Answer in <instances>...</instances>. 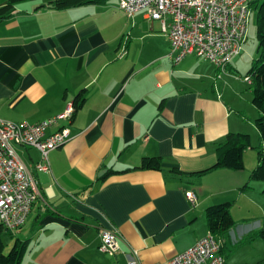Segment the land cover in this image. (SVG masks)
I'll use <instances>...</instances> for the list:
<instances>
[{
  "label": "crops",
  "instance_id": "crops-1",
  "mask_svg": "<svg viewBox=\"0 0 264 264\" xmlns=\"http://www.w3.org/2000/svg\"><path fill=\"white\" fill-rule=\"evenodd\" d=\"M48 1L20 2L0 20V118L34 123L84 101L67 123L72 138L48 153L50 171L35 169L36 148L16 147L40 195L6 249L25 242L19 264H126L131 249L144 264L165 261L208 233L207 206L233 204L248 187V148L243 169L213 168L226 133L258 134V111L250 100L252 122L236 99V56L218 77L194 55L173 61L160 22L143 11ZM144 156L161 168H135ZM105 229L119 237L113 257L98 248Z\"/></svg>",
  "mask_w": 264,
  "mask_h": 264
},
{
  "label": "built area",
  "instance_id": "built-area-1",
  "mask_svg": "<svg viewBox=\"0 0 264 264\" xmlns=\"http://www.w3.org/2000/svg\"><path fill=\"white\" fill-rule=\"evenodd\" d=\"M250 0H118V7L131 17L145 12L160 22L170 41L168 56L175 62L187 55L212 63L217 76L226 72L231 60L240 53L247 35ZM249 81L247 76H244ZM73 103L52 117L29 123L0 118V223L9 232L20 230L40 195L36 180L20 158L17 146L36 148L40 159L37 171H50L48 153L71 138L68 122L74 112ZM49 129H53L48 132ZM185 196L195 204L196 195ZM119 237L114 229L101 233L99 251L113 257L119 251ZM222 240L210 231L186 250L152 264H224ZM126 264H144L136 249L127 255Z\"/></svg>",
  "mask_w": 264,
  "mask_h": 264
},
{
  "label": "trees",
  "instance_id": "trees-1",
  "mask_svg": "<svg viewBox=\"0 0 264 264\" xmlns=\"http://www.w3.org/2000/svg\"><path fill=\"white\" fill-rule=\"evenodd\" d=\"M23 1L29 0H7L0 6V20L11 16L15 6ZM37 1V0H31ZM100 0H51L44 5L47 7L63 10L83 4L97 3ZM250 9L256 12V40L257 57L252 61L246 74L249 78V89L251 90V102L258 111L254 120L258 132L260 144L257 146V163L251 170L250 179L264 182V0H250ZM84 97L80 94L73 100L74 108L82 105ZM74 109V111H75ZM251 145L250 135L244 132H228L216 145V163L213 168L224 167L239 170L244 166L243 152ZM161 158L158 156H144L135 168L137 169H160ZM264 194V188L262 190ZM231 202L225 201L207 206L205 211L208 230L218 239L222 240L221 252L225 247L223 238L236 224L231 212ZM250 238L260 237L264 240V222L258 230H254ZM11 232L0 223V264H19L25 252V242L15 239L9 249H6L4 236H11ZM226 258V257H225Z\"/></svg>",
  "mask_w": 264,
  "mask_h": 264
},
{
  "label": "rangeland",
  "instance_id": "rangeland-1",
  "mask_svg": "<svg viewBox=\"0 0 264 264\" xmlns=\"http://www.w3.org/2000/svg\"><path fill=\"white\" fill-rule=\"evenodd\" d=\"M255 18L256 12L251 8L248 16L246 39L242 44L240 53L236 56L234 61H232L237 63V70L234 69V72L238 73L241 78V80H238L239 82H234V85L237 87L236 99L238 101V106L241 108L240 112L244 113L252 122L256 112L250 102L251 94L249 91V84L243 79V76L246 74L252 61L257 57ZM250 128L249 126L251 132L247 133L253 139L248 149L252 151L253 161L251 168L253 169L257 163V149L252 147L258 144L256 136L258 134H255L253 129ZM249 173H251V170ZM246 186L248 187L245 190V194L241 196L236 194V197H231L232 199H229L235 200L230 206V211L236 222V226L223 238L225 247L222 254L226 257L225 264H264V240L260 237L250 238L249 236L252 234L251 232L263 226L264 194L262 190L264 188V182L250 179ZM4 238L6 239L7 237L4 236Z\"/></svg>",
  "mask_w": 264,
  "mask_h": 264
}]
</instances>
